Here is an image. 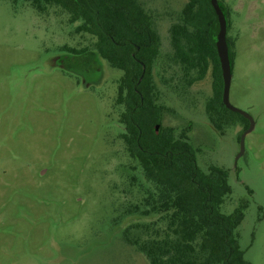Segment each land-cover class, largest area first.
Returning <instances> with one entry per match:
<instances>
[{
    "label": "rangeland",
    "instance_id": "rangeland-1",
    "mask_svg": "<svg viewBox=\"0 0 264 264\" xmlns=\"http://www.w3.org/2000/svg\"><path fill=\"white\" fill-rule=\"evenodd\" d=\"M139 1L160 39V125L187 129L202 171L228 172L221 212L245 207L239 246L247 262L264 264V0H218L234 53L229 102L254 121L240 157L246 124L220 133L205 112L212 65L187 87L171 61L169 30L188 0ZM76 26L57 7L38 13L27 0H0V264H149L123 236L144 238L134 227L156 218L142 216L145 183L120 136L122 72Z\"/></svg>",
    "mask_w": 264,
    "mask_h": 264
},
{
    "label": "trees",
    "instance_id": "trees-1",
    "mask_svg": "<svg viewBox=\"0 0 264 264\" xmlns=\"http://www.w3.org/2000/svg\"><path fill=\"white\" fill-rule=\"evenodd\" d=\"M27 1L38 13L48 7L64 11L69 23L77 24L76 33L94 38L92 50L122 72L116 98L122 108L120 136L145 183L142 216L156 218L134 227L142 228L144 238L140 234L131 241L124 233L125 241L136 246L149 264H250L239 246L245 207L231 214L221 212L231 195L228 172L215 167L202 171L187 129L176 135L174 129L160 125L164 108L158 103L152 76L160 39L140 1ZM229 25L227 20V29ZM169 32L171 61L179 66L180 80L187 87L201 81L212 65V97L205 112L213 128L223 133L225 126L239 120L247 129L248 121L222 104L223 81L215 47L218 23L209 0H188ZM227 44L233 64V44L229 39ZM155 125L160 126L157 134Z\"/></svg>",
    "mask_w": 264,
    "mask_h": 264
},
{
    "label": "water",
    "instance_id": "water-1",
    "mask_svg": "<svg viewBox=\"0 0 264 264\" xmlns=\"http://www.w3.org/2000/svg\"><path fill=\"white\" fill-rule=\"evenodd\" d=\"M209 2H210V6L212 10L214 11L216 15L217 23H218V33L216 36L215 47H216V53L219 59L221 76H222V81H223L222 104L227 110H229L232 113H237L238 115L246 119L249 123L248 128L240 137V142H239L240 153L238 154V157H240L244 151L245 136L253 130L254 121L248 113L233 107L229 102V88L231 84L232 64H231V60L229 57V48H228L227 38H226L227 19L225 17L223 10L221 9V6L219 5L218 0H209ZM143 69H144V66H143ZM159 127H160L159 125L154 126L156 134L159 131Z\"/></svg>",
    "mask_w": 264,
    "mask_h": 264
}]
</instances>
